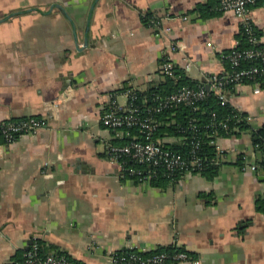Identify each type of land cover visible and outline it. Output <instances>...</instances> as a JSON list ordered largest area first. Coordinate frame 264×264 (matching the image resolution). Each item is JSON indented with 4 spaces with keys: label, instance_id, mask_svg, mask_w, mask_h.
Returning <instances> with one entry per match:
<instances>
[{
    "label": "crops",
    "instance_id": "1",
    "mask_svg": "<svg viewBox=\"0 0 264 264\" xmlns=\"http://www.w3.org/2000/svg\"><path fill=\"white\" fill-rule=\"evenodd\" d=\"M218 6L0 0V122L45 121L13 143L0 134V264H19L34 240L75 264H116L113 254L124 249L170 246L197 260L184 264H264V170L243 171L238 159L254 155L250 130L216 141L224 161L213 180L186 172L165 186L122 175L108 149L132 135L101 121L113 101L128 105V89L146 93L165 81L164 52L198 83L225 72L243 27ZM151 14L157 29L144 21ZM250 18L264 44V0ZM172 42L182 46L171 51ZM229 102L253 129L264 126V87L243 84Z\"/></svg>",
    "mask_w": 264,
    "mask_h": 264
},
{
    "label": "built area",
    "instance_id": "2",
    "mask_svg": "<svg viewBox=\"0 0 264 264\" xmlns=\"http://www.w3.org/2000/svg\"><path fill=\"white\" fill-rule=\"evenodd\" d=\"M259 0H219V10L223 12L231 11L241 20L244 32L247 34L249 43L252 46L249 49H237V44L232 48V52L227 55L234 70L223 72L220 75H211L206 83L197 87L183 86L176 92L162 98H158L155 106H151L147 115H142L139 107L129 102L126 107L112 102L107 111L102 116L103 125L113 131H122L129 134V130L139 128L142 137H134L131 142L114 145L112 144L108 153L110 157L119 163L122 175L134 176L140 182L149 183L151 179L163 173L167 177L174 178L177 173L198 172L201 173L204 166L202 158L199 157L200 142L194 140L189 156L180 152H175L165 146V142L155 138L159 128V122L155 114L165 109L173 108L177 105L184 104L194 105L196 102L205 99L210 93L218 95L221 104L226 105L229 102L230 90L227 89L231 84L234 87L243 85L245 79L252 80L254 87L260 86L258 81L259 75H264V49L256 48L260 44V39L255 35L254 27L250 18V8L256 5ZM153 28L159 26L160 21L152 20ZM171 33V28L165 29ZM159 34L164 33L158 32ZM213 47L212 43L208 44ZM182 44L172 42L170 50L174 51L180 48ZM242 60L260 61V65H253L249 68H240ZM175 64L168 53L162 55L159 70L165 76L175 77ZM72 89H66L55 100L54 107L66 100L70 96ZM131 95V91L128 95ZM215 116V114H214ZM45 121L37 117H28L19 121H1L0 134L4 136L8 143H13L16 138L23 134H34L44 127ZM220 125L227 128L225 122L221 121ZM215 143L220 162L224 161V153L219 144ZM255 150V149H254ZM260 151L255 150L253 157L241 154L239 163L243 171L256 172L259 169L258 161ZM25 259L22 264H75L66 255L51 251L41 254L40 245L33 241L25 253ZM113 260L116 264H184L193 263L194 260L187 252L170 253L167 251H148L145 249H124L113 254Z\"/></svg>",
    "mask_w": 264,
    "mask_h": 264
},
{
    "label": "trees",
    "instance_id": "3",
    "mask_svg": "<svg viewBox=\"0 0 264 264\" xmlns=\"http://www.w3.org/2000/svg\"><path fill=\"white\" fill-rule=\"evenodd\" d=\"M260 1L262 0H259L258 3ZM258 3H256V5ZM153 17L154 16L152 14L147 15V17L144 18L145 23L149 24ZM253 27L255 35L259 38L258 32L254 25ZM251 47L252 46L249 43L247 34L243 30L242 37L237 44V49L245 50ZM256 48L264 49V44L260 42ZM231 52L232 49L224 55V60L227 64L226 71L234 70L230 60L227 58V55H229ZM253 65H260V61L242 60L240 68H249ZM174 70L175 77L165 76V81L161 85L151 88L146 93H142L131 88L128 89V91H131V95L129 94V102H132L135 106L139 107L142 115H147L149 108L156 105L158 98L166 97L176 92L183 86L197 87L200 84H204L203 82L198 83L190 80L186 76L185 72L182 69H179L177 66H175ZM258 81H260V86L264 87V75H259ZM243 84L253 85L254 82L252 80L245 79ZM234 86L235 85L231 84L227 87V89L230 90V92H235L236 88ZM246 117V114L236 110L230 102H228L226 105H222L218 95L212 92L205 99L196 102L192 106L180 104L173 108L165 109L159 113H156L155 118L160 125L156 132L155 138L157 140L163 139L164 137L175 138V142L172 144L166 143L165 146L175 152H180L185 156L190 155L192 142L195 139L198 140L200 142V150L198 151V155L202 158V163L204 166L201 174L207 179L213 180L217 176L220 169L221 158L215 143L212 142L217 141L219 138L222 139L240 136L241 132L250 130L253 147L255 150L260 151L261 153L258 164L264 170V126L258 129H253L246 121ZM23 119H26V117ZM14 121H16V119H14ZM221 121L228 124L227 128H224L222 125H220ZM126 130L127 129H125L124 133L128 132ZM129 132L131 133L132 137L123 139V144L131 142L134 136L140 138L142 137L139 128L130 129ZM179 175L180 173H177L174 178H170L163 173H160L151 179L150 183L152 185H158V183L162 182L163 185L167 186L169 184L175 183ZM125 176L134 179L136 182H140L134 176ZM258 207L262 212H264L263 198L258 201ZM34 241L40 245L41 254H46V250L44 251L43 249L42 241ZM156 251H167L170 253L180 251L187 252L186 250L177 246L160 248ZM188 254L193 257V255L190 253ZM24 259L25 256L19 262V264H22Z\"/></svg>",
    "mask_w": 264,
    "mask_h": 264
},
{
    "label": "water",
    "instance_id": "4",
    "mask_svg": "<svg viewBox=\"0 0 264 264\" xmlns=\"http://www.w3.org/2000/svg\"><path fill=\"white\" fill-rule=\"evenodd\" d=\"M2 20H4V19H2ZM28 244H29V246H30V244H32V241H29V243H28Z\"/></svg>",
    "mask_w": 264,
    "mask_h": 264
}]
</instances>
